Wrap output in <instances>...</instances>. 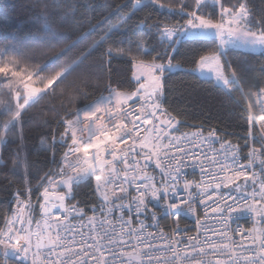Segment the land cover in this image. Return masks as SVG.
<instances>
[{"label":"snow or ice","instance_id":"6c2138e0","mask_svg":"<svg viewBox=\"0 0 264 264\" xmlns=\"http://www.w3.org/2000/svg\"><path fill=\"white\" fill-rule=\"evenodd\" d=\"M261 5L256 12L249 0H125L91 26V32L102 34L73 59L68 54L87 34L72 40L53 19L61 6L32 0L43 21L30 34L34 43L0 42V148L16 145L7 160L0 157V167L10 162L15 172L24 164L27 176L29 166L21 155L25 117L68 85L93 50L110 45L103 53L109 67L116 58L128 59L134 87L105 84L100 95L90 98L83 90L89 86L85 76L76 77L83 83L74 88L79 103L57 120L62 131L40 140V150L51 153L56 169L45 173L35 193L32 187L17 189L13 206L0 218V264H264V134L259 148L248 145V138H256L253 129L264 133V87L253 84L257 90L245 92L241 85L252 71L250 63L227 59L229 47L259 48L264 55V0ZM76 7L74 0L63 5L73 15ZM145 10L149 14L138 18L134 28L155 38V45L129 24ZM151 12L156 13L152 23ZM114 17L119 23L109 24ZM184 44L201 49L190 60L177 59ZM37 52L44 63H27ZM259 72L264 74V65ZM175 73H207L209 82L230 97L240 93L249 126L244 145L222 139L215 128L206 136L202 127L177 135L181 122L165 107L168 76ZM58 145L65 149L59 161ZM189 167L199 168V181L185 179ZM91 180L99 203L88 215L75 195ZM184 215L193 217V228L180 227ZM168 217L173 227L167 232L147 231ZM243 217L251 227L239 223Z\"/></svg>","mask_w":264,"mask_h":264},{"label":"trees","instance_id":"16d2710c","mask_svg":"<svg viewBox=\"0 0 264 264\" xmlns=\"http://www.w3.org/2000/svg\"><path fill=\"white\" fill-rule=\"evenodd\" d=\"M69 2H73V0H48L49 5L61 6L55 9L60 12V15L53 17L58 31L70 35L72 40H76L82 34H87L86 38L80 40L72 52L68 54L69 57L78 59L82 52H87L92 48L93 41L102 34L99 30L91 32V26L102 21L109 11L114 10L118 5H122L125 0H74L77 5L75 15L71 9L65 10L63 8V5ZM165 2L171 3L173 0H165ZM249 3L256 12H259L262 7L261 0H249ZM31 5L32 0H0V42L15 39L24 46H30L34 43L30 34L36 33L42 27L43 21L38 18L36 9ZM84 5H89V7L86 9ZM128 11L129 9H124L123 13ZM149 12L150 10L138 12L137 17L129 24L133 26V30L138 36H143L144 39L149 40L151 45H155V38H149L144 32L134 28L137 19L148 15ZM151 15L153 20L149 21L150 23L156 20V13L151 12ZM169 19L172 20L173 18L170 17ZM117 23L119 20L115 17L109 22V24ZM108 26L105 25L104 27L107 28ZM132 38L135 39L136 36ZM109 46L106 44L102 49L93 50L92 55L84 62L80 72L69 79L68 85H61L55 96L43 99L25 117L26 140L25 149L21 155L26 158L29 166L28 174L25 177L24 164H21V167L15 172L10 170V162L9 167H0V218L7 215L8 209L12 205L13 193L17 189L23 190L26 187H32L35 193L36 186L41 183L45 173L49 169H56L51 153L40 150V140L42 136L50 134L53 130L62 131L63 129L58 125L57 120L64 116L65 109H68L70 105L74 109L79 103L78 98L73 99L74 88L77 86L83 88V83L76 78L77 76H85L89 86L83 90L89 94L90 98L100 95L104 91L105 84L121 87L124 90H131L134 87V82L130 84L132 68L128 59L116 58L112 60L110 67L108 66L107 57L103 53ZM123 46L127 47V44ZM207 46L211 47V45ZM200 49V45L184 44L180 48V56L177 59L190 60ZM45 51L47 50L45 49ZM228 52L227 59L247 60L251 65L252 71L247 74L246 82L241 85L245 92L256 91L257 88L253 87V84L264 87V74L259 72L260 66L264 65V55L261 54V51L229 47ZM27 63L43 64L44 59L41 53L37 52ZM58 63L62 64L63 60ZM24 66L22 63L21 67ZM184 67L189 68L191 64L185 63ZM105 68L108 70L105 71ZM211 79L184 73L169 74L165 88V107L181 122L178 126V133L189 132L196 127L215 128L225 139L232 143L244 145V137H246L249 127L244 118L245 113L242 111V107H246V104L239 92H234L230 97L226 91L214 87L213 83L209 82ZM237 101L240 102L239 105ZM15 147V144L10 143L0 148V157L7 160L9 153ZM64 150L59 145L57 146V161H59ZM40 191L42 192L43 188ZM75 200L87 212L91 205L96 203L90 182L83 183L76 189ZM33 201L35 202V196ZM2 224L3 220L0 219V227Z\"/></svg>","mask_w":264,"mask_h":264},{"label":"built area","instance_id":"2783aa9c","mask_svg":"<svg viewBox=\"0 0 264 264\" xmlns=\"http://www.w3.org/2000/svg\"><path fill=\"white\" fill-rule=\"evenodd\" d=\"M255 92V91H254ZM201 127H196L194 129H192L191 131L189 132H185V133H195L197 131V129H200ZM203 132H204V135L206 136L207 135V132L212 129H206V128H203ZM254 132L256 133V138L255 140H253L252 138H249V142H248V145L249 147H257L259 148L260 147V144L257 142L259 140V136L261 134H264V133H261V130L259 129V127L257 126V128L253 129ZM177 135H180V133H177ZM218 135L222 138V139H225L219 132H218ZM227 140V139H226ZM229 141V140H228ZM232 143V142H231ZM232 144H237V143H232ZM216 148H219V144H216L215 145ZM247 152H248V149L245 148L244 149V152H243V155L244 156H247ZM245 163L247 162L246 160L244 161ZM207 163V162H206ZM254 169L258 172L259 171V161L256 162V164L253 166ZM158 171V170H157ZM185 172H186V176H185V179L187 180H191L193 182H197L200 180V171H199V168H193V167H189L187 169H185ZM92 185V191L96 197V203H99V200H98V194L94 191V187H95V181L94 180H91L89 181ZM181 183H183V180L181 181ZM83 184V183H82ZM193 192H196L197 190L195 188H193L192 190ZM135 193H133L134 195ZM76 201V200H75ZM74 201V202H75ZM95 203V204H96ZM13 206V198H12V205L11 207ZM91 209V207H90ZM200 210H201V213L203 211V206H200ZM8 214V213H7ZM88 215H91V210L88 211ZM99 215V214H98ZM36 218L39 219V214L37 213L36 215ZM73 223H76L77 226H79V221H73ZM84 223H87V221L85 220ZM146 224H151L152 222L150 220H147L145 221ZM239 223L244 226V227H251L252 226V221L250 219H248L247 217H243L241 218V220L239 221ZM209 224H211V221H209ZM3 226V224H2ZM1 226V227H2ZM185 226H187L188 228H193L194 226V220H193V217L190 216V215H184L182 216V218L180 219V227L181 228H184ZM173 227V222H172V218L171 217H168V218H161L160 221H159V228H148L147 231H151V232H159L160 229H164L165 232H167L170 228ZM233 227H235V225H233ZM189 234H195L194 232H191ZM79 237H77L78 239Z\"/></svg>","mask_w":264,"mask_h":264},{"label":"rangeland","instance_id":"374dc122","mask_svg":"<svg viewBox=\"0 0 264 264\" xmlns=\"http://www.w3.org/2000/svg\"><path fill=\"white\" fill-rule=\"evenodd\" d=\"M238 48H242V49H244V50H249L251 47H238ZM251 49H253V48H251ZM202 77H208V78H212L209 74H205L204 76H202Z\"/></svg>","mask_w":264,"mask_h":264},{"label":"crops","instance_id":"0c3cea01","mask_svg":"<svg viewBox=\"0 0 264 264\" xmlns=\"http://www.w3.org/2000/svg\"><path fill=\"white\" fill-rule=\"evenodd\" d=\"M249 50H251V51H261L259 48H256V49H249ZM107 93H105V95H106ZM254 131V130H253Z\"/></svg>","mask_w":264,"mask_h":264}]
</instances>
